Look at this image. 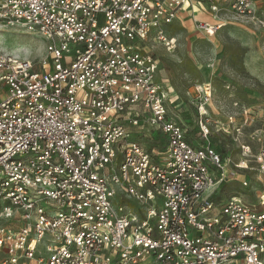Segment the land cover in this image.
<instances>
[{"label": "built area", "instance_id": "2783aa9c", "mask_svg": "<svg viewBox=\"0 0 264 264\" xmlns=\"http://www.w3.org/2000/svg\"><path fill=\"white\" fill-rule=\"evenodd\" d=\"M224 1L0 0V28L43 42L30 60L0 40V264H264V147L224 158L211 84L182 101L158 75L168 26L211 37L256 7Z\"/></svg>", "mask_w": 264, "mask_h": 264}, {"label": "rangeland", "instance_id": "374dc122", "mask_svg": "<svg viewBox=\"0 0 264 264\" xmlns=\"http://www.w3.org/2000/svg\"><path fill=\"white\" fill-rule=\"evenodd\" d=\"M255 2L254 13L247 20L224 12L223 27L211 37L199 33L184 15L181 21L165 30L168 38L175 39L174 48L159 45L155 51L159 79L167 81L178 99L183 101L188 90L196 94L198 86L211 84L212 97L207 112L214 124L209 125L208 140L232 163L244 159L241 144L250 147L251 155L264 147V55L261 52L264 33L257 27L258 21H264V0ZM224 5L227 9L228 0ZM198 8L201 11L195 13L196 20L213 19L205 6ZM0 40L4 49L20 51L30 60H35L43 49L39 38L15 28H0ZM229 114L234 115L237 124L244 126L238 141L234 140V135L222 130H228L226 117ZM215 125L221 131L218 132ZM228 170H233L232 164ZM248 178L254 186L252 174ZM239 179L236 177L235 181L223 186L217 198L222 193L228 197L234 191L239 192Z\"/></svg>", "mask_w": 264, "mask_h": 264}, {"label": "crops", "instance_id": "0c3cea01", "mask_svg": "<svg viewBox=\"0 0 264 264\" xmlns=\"http://www.w3.org/2000/svg\"><path fill=\"white\" fill-rule=\"evenodd\" d=\"M196 16V14H194V17ZM198 17H200L201 18V16H198ZM190 19V18H189ZM206 22H210V23H212V20H209V21H207L206 20ZM191 25H192V23H191Z\"/></svg>", "mask_w": 264, "mask_h": 264}]
</instances>
